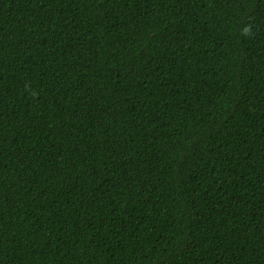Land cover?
<instances>
[{
  "label": "trees",
  "instance_id": "16d2710c",
  "mask_svg": "<svg viewBox=\"0 0 264 264\" xmlns=\"http://www.w3.org/2000/svg\"><path fill=\"white\" fill-rule=\"evenodd\" d=\"M0 264H264V0H0Z\"/></svg>",
  "mask_w": 264,
  "mask_h": 264
},
{
  "label": "clouds",
  "instance_id": "9594fccd",
  "mask_svg": "<svg viewBox=\"0 0 264 264\" xmlns=\"http://www.w3.org/2000/svg\"><path fill=\"white\" fill-rule=\"evenodd\" d=\"M245 31L247 32V31H248V29H245Z\"/></svg>",
  "mask_w": 264,
  "mask_h": 264
}]
</instances>
